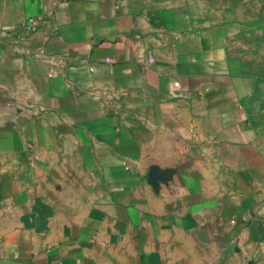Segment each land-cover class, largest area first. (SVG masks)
<instances>
[{
  "label": "crops",
  "instance_id": "1",
  "mask_svg": "<svg viewBox=\"0 0 264 264\" xmlns=\"http://www.w3.org/2000/svg\"><path fill=\"white\" fill-rule=\"evenodd\" d=\"M230 30L191 0H0V264H264Z\"/></svg>",
  "mask_w": 264,
  "mask_h": 264
},
{
  "label": "rangeland",
  "instance_id": "2",
  "mask_svg": "<svg viewBox=\"0 0 264 264\" xmlns=\"http://www.w3.org/2000/svg\"><path fill=\"white\" fill-rule=\"evenodd\" d=\"M210 22L231 25V59L252 80L247 99L251 121L264 140V0H191Z\"/></svg>",
  "mask_w": 264,
  "mask_h": 264
},
{
  "label": "built area",
  "instance_id": "3",
  "mask_svg": "<svg viewBox=\"0 0 264 264\" xmlns=\"http://www.w3.org/2000/svg\"><path fill=\"white\" fill-rule=\"evenodd\" d=\"M29 23H31L32 25L36 23V20H30Z\"/></svg>",
  "mask_w": 264,
  "mask_h": 264
}]
</instances>
